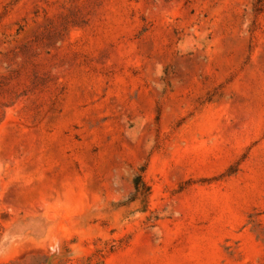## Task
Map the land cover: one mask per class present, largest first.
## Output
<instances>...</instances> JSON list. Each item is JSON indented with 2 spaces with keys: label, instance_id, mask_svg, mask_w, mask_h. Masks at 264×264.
Masks as SVG:
<instances>
[{
  "label": "rangeland",
  "instance_id": "rangeland-1",
  "mask_svg": "<svg viewBox=\"0 0 264 264\" xmlns=\"http://www.w3.org/2000/svg\"><path fill=\"white\" fill-rule=\"evenodd\" d=\"M0 264H264V0H0Z\"/></svg>",
  "mask_w": 264,
  "mask_h": 264
}]
</instances>
